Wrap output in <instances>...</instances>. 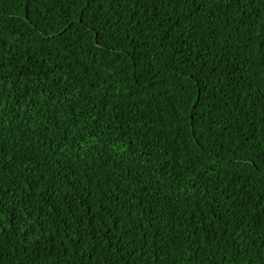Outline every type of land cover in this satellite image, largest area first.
<instances>
[{
	"label": "trees",
	"instance_id": "obj_1",
	"mask_svg": "<svg viewBox=\"0 0 264 264\" xmlns=\"http://www.w3.org/2000/svg\"><path fill=\"white\" fill-rule=\"evenodd\" d=\"M0 264H264V0H0Z\"/></svg>",
	"mask_w": 264,
	"mask_h": 264
}]
</instances>
